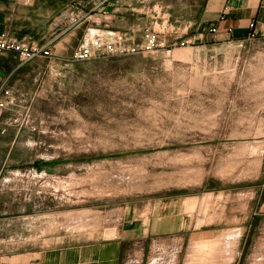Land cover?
Returning <instances> with one entry per match:
<instances>
[{
  "label": "rangeland",
  "instance_id": "rangeland-1",
  "mask_svg": "<svg viewBox=\"0 0 264 264\" xmlns=\"http://www.w3.org/2000/svg\"><path fill=\"white\" fill-rule=\"evenodd\" d=\"M205 2L121 0L88 60L23 67L0 248L128 237L122 264H264V39L201 37Z\"/></svg>",
  "mask_w": 264,
  "mask_h": 264
},
{
  "label": "crops",
  "instance_id": "crops-1",
  "mask_svg": "<svg viewBox=\"0 0 264 264\" xmlns=\"http://www.w3.org/2000/svg\"><path fill=\"white\" fill-rule=\"evenodd\" d=\"M120 2L108 0L94 10L92 0H0V36L49 45L56 58L69 59L96 24L120 17ZM76 16L83 17V21L70 25ZM251 23H256V36L264 39V0H206L200 36L209 35L217 42L243 41L250 35ZM211 28H216V33L211 34ZM32 62L24 64L14 53L0 56V112L14 100L12 81ZM260 208L264 212V185ZM127 238L70 245L53 243L31 250L0 248V264H122Z\"/></svg>",
  "mask_w": 264,
  "mask_h": 264
},
{
  "label": "built area",
  "instance_id": "built-area-1",
  "mask_svg": "<svg viewBox=\"0 0 264 264\" xmlns=\"http://www.w3.org/2000/svg\"><path fill=\"white\" fill-rule=\"evenodd\" d=\"M108 0H92L93 8L99 9L104 6ZM83 17L76 16L71 19V24H78L83 21ZM216 28H211L209 32L211 34L216 33ZM257 27L256 23L250 24V34L256 35ZM6 53H14L18 58L24 63H29L37 59H48L51 60L54 57L52 48L49 45H35L27 44L19 41L16 38L8 37L7 35L0 36V56ZM91 57L90 47L87 41L83 42L75 53L74 58L78 61L88 60ZM0 107H3V104H0ZM7 133V127L3 124H0V135Z\"/></svg>",
  "mask_w": 264,
  "mask_h": 264
}]
</instances>
